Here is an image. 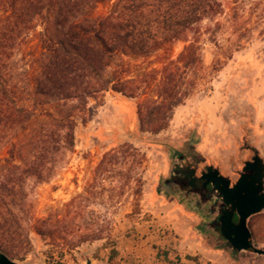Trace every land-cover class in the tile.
<instances>
[{
	"label": "rangeland",
	"instance_id": "obj_1",
	"mask_svg": "<svg viewBox=\"0 0 264 264\" xmlns=\"http://www.w3.org/2000/svg\"><path fill=\"white\" fill-rule=\"evenodd\" d=\"M120 0H105L96 14L113 12ZM225 13L202 24L203 69L195 87L177 107L168 127L158 134L142 132L138 107L157 92L165 64L179 60L186 43H169L148 56H115L108 73L123 72L137 81L128 98L112 90L103 95L98 113L75 129V147L44 181L28 179L8 209L25 231L21 256L26 264H264V255L236 252L221 236L219 225L193 224L188 238V213L199 214L198 201L186 200L188 189L177 160L192 151L206 166L235 180L256 147L264 159V0H225ZM51 22L38 23L17 52L22 85L33 90L39 76L41 34ZM34 108L26 130L13 138L14 165H23L25 145L48 123L56 101L31 94L23 99ZM94 104V102H92ZM9 144L0 145V185L12 175ZM125 147H131L126 150ZM115 164H103L110 152ZM127 151V153H125ZM196 157V156H195ZM235 168V170H232ZM9 189V188H7ZM10 190V189H9ZM4 210V209H3ZM199 222V221H197ZM253 244L264 249V211L249 221ZM212 229V230H210ZM26 237V238H25ZM167 254V255H165ZM16 261V260H15Z\"/></svg>",
	"mask_w": 264,
	"mask_h": 264
},
{
	"label": "trees",
	"instance_id": "obj_2",
	"mask_svg": "<svg viewBox=\"0 0 264 264\" xmlns=\"http://www.w3.org/2000/svg\"><path fill=\"white\" fill-rule=\"evenodd\" d=\"M104 2L0 0V145L9 144L6 162L12 168V175L0 185V250L13 260L23 261L21 249L27 242L15 239L23 238L25 228L8 209L20 194L14 185L19 184L24 199L22 184L52 175L56 164L75 147L79 119L87 124L98 113L106 92L128 98L137 94L135 79L123 72H107L114 57H145L169 43L187 44L178 61L164 65L156 94L138 107L140 130L158 134L201 77L198 71L191 75L196 68L203 69L202 24L223 15L226 8L225 0H120L113 12L97 15ZM48 21L51 28L41 34L39 76L30 91L22 85L24 75L15 58L38 23ZM31 94L56 101V112H44L48 123L25 145L24 164L14 165L13 138L28 128L35 114L23 101ZM118 160L119 154L112 151L102 165Z\"/></svg>",
	"mask_w": 264,
	"mask_h": 264
},
{
	"label": "water",
	"instance_id": "obj_3",
	"mask_svg": "<svg viewBox=\"0 0 264 264\" xmlns=\"http://www.w3.org/2000/svg\"><path fill=\"white\" fill-rule=\"evenodd\" d=\"M180 168V177L185 178L192 188L197 187V180H203L204 185L212 187L209 198L223 200L226 209L220 217V231L224 239L236 252L253 251L262 256L264 249L253 244V234L248 226V219L264 211V164L260 158L246 163L238 182L230 187V180L224 177L218 169L207 166L200 178L196 176V166L200 164L197 157L183 158L176 162ZM253 172L252 175L246 172ZM239 221L233 223L234 214ZM0 264H26L11 259L0 250ZM87 264H92L87 260Z\"/></svg>",
	"mask_w": 264,
	"mask_h": 264
},
{
	"label": "flooded vegetation",
	"instance_id": "obj_4",
	"mask_svg": "<svg viewBox=\"0 0 264 264\" xmlns=\"http://www.w3.org/2000/svg\"><path fill=\"white\" fill-rule=\"evenodd\" d=\"M246 151L247 152H251L253 154V156H251L250 159H247V160L244 161V166L242 168V171L233 173V174L237 175V178L235 180H232V179L226 177L225 175H223L221 173V171L218 168H214L213 167L214 169H218L220 171V173L224 177H226L228 180H230V187H233L238 182V180L241 177V174L243 173V169H244L246 163L253 162V159H255V158H260L262 160V163L264 164V159L262 157V153L260 152V150L258 148H256V147L247 148ZM195 156L197 157V154L194 151H192V154L190 155V157H195ZM197 158L200 161V164L202 162H204V159H202V158L200 159L199 157H197ZM198 166H196V176L198 178H200L201 174L204 172L205 167H204V169L202 171H200L199 176H198L197 175ZM232 170H235V168H233ZM246 174L252 175L253 172H251V171L250 172H246ZM182 179L186 182L187 188H188L186 190H183V192L185 193L184 194V198L186 200H192V199L195 198L198 201V203H197L198 204V208L197 209H198L199 213L203 217H205L206 220L208 221V224L205 223V224H203V226H205L207 228L208 227L211 228V226L218 224L219 228H220V217L222 216V212L226 209V205H225L224 201L223 200H219V199H214V198L211 199V198H209V193H210L212 187L210 185H206L205 186L203 180L198 179L197 182H196L197 187L196 188H192V187H190V185L188 184V181L185 178L181 177L180 180H182ZM250 219H248V226H249ZM232 221L235 224L238 223L239 217H238L237 213L234 214ZM210 230H212V229H210ZM221 236H222V234H221Z\"/></svg>",
	"mask_w": 264,
	"mask_h": 264
},
{
	"label": "crops",
	"instance_id": "obj_5",
	"mask_svg": "<svg viewBox=\"0 0 264 264\" xmlns=\"http://www.w3.org/2000/svg\"><path fill=\"white\" fill-rule=\"evenodd\" d=\"M179 213H188L190 216V219L188 218V222L186 227L188 228V238H209L208 236H193V224L194 223H200L201 224V214H192V212L186 210L184 207H181L180 210L178 211ZM199 221V222H197Z\"/></svg>",
	"mask_w": 264,
	"mask_h": 264
}]
</instances>
